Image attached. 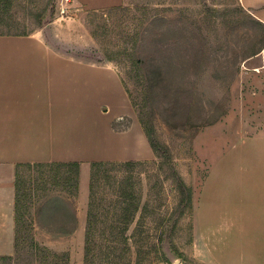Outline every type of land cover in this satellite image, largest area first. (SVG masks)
<instances>
[{
	"label": "rangeland",
	"instance_id": "1",
	"mask_svg": "<svg viewBox=\"0 0 264 264\" xmlns=\"http://www.w3.org/2000/svg\"><path fill=\"white\" fill-rule=\"evenodd\" d=\"M13 1L20 29L40 30L60 49L111 65L140 124L169 150L166 171L157 170L155 156L140 160L143 164L133 170L140 205L149 202L151 214L143 227L150 228V240L157 241L161 230L154 227L164 223L161 250L167 261L151 264H241L234 257L232 262V255L243 250L232 243L234 228L228 219L236 208V218L242 220L243 201L257 194L248 177L264 171V67H259L264 52L258 53L264 38L252 13L238 0H124L121 10L100 9L104 20L90 19L88 12L95 10L64 0ZM22 9L44 12L42 26H35ZM90 20L92 29L103 23L95 28L97 39L89 33ZM128 123L122 119L119 128ZM118 169L110 173L121 176ZM60 171L62 176L69 173ZM172 171L191 190L190 207L181 217ZM29 174L20 169L25 182ZM89 175L90 163L79 164L76 193L62 180L43 188L33 184L23 219L27 239L17 251L13 241L12 253L6 254L14 258L10 264H38L27 261L31 238L50 251L67 252L69 264H83ZM170 231L180 257L165 237Z\"/></svg>",
	"mask_w": 264,
	"mask_h": 264
},
{
	"label": "crops",
	"instance_id": "2",
	"mask_svg": "<svg viewBox=\"0 0 264 264\" xmlns=\"http://www.w3.org/2000/svg\"><path fill=\"white\" fill-rule=\"evenodd\" d=\"M123 2L64 0L95 11ZM238 2L264 25V0ZM124 118L129 123L119 128ZM154 156L111 65L60 49L40 30L25 35L0 34V255L13 250L16 165L140 161ZM260 160L264 165V158ZM262 172L248 177L257 194L243 201L242 220H237L236 208L229 216L234 228L230 240L243 250L238 255L232 251V262L235 258L241 264H264Z\"/></svg>",
	"mask_w": 264,
	"mask_h": 264
},
{
	"label": "trees",
	"instance_id": "3",
	"mask_svg": "<svg viewBox=\"0 0 264 264\" xmlns=\"http://www.w3.org/2000/svg\"><path fill=\"white\" fill-rule=\"evenodd\" d=\"M14 5L15 2L13 0H0V29H6V25L10 27V31L0 30V34L25 35L31 32L26 27L20 29V23L16 22L13 18L12 10ZM114 8L121 10L123 6ZM21 12L24 16H29L31 20H34L35 26H42L44 12L31 13L24 9ZM105 14V10L88 12V15L91 17L90 19L100 17L105 20ZM93 23L94 20H90L87 27L92 37L97 39L95 28L101 27L103 23L96 22L95 28L92 29L89 27V24ZM257 23L262 26L264 38V25L259 21ZM11 27L15 31H12ZM106 59L112 60L107 55ZM142 128L158 161L153 164L158 165V171H166L163 168V162H165V165L171 162L169 150L165 146L160 145L152 137L153 132L151 129H147L143 125ZM142 164L141 161L135 160L121 162L92 161L90 163L89 200L84 233L83 264H151L154 261H167L166 256L161 250V243L164 241L161 228L164 223L162 222L154 227V229L161 230L158 238H156L157 241L150 240V228L143 227L145 218L151 214L148 209L149 202L140 205L139 189L135 187L138 183V176L133 175L135 167ZM170 167H172V164ZM21 168L27 170L28 174L32 171L37 176L29 174V179L25 182L20 176ZM60 168H65L69 173L62 176L63 173L60 171ZM115 168H120L118 170H120L121 176L110 173ZM78 171V162L23 163L16 165L14 203V249L16 251L20 248L22 242H25L27 239L25 238V233L28 229L24 230L23 219L26 214L25 202L29 199L33 184L43 188L47 184H55L59 180H62L64 187L74 188L76 193L78 189ZM172 175L176 183L175 189L177 188L178 190L181 202V210L179 211V217H181L185 212V207H190L192 199L191 190L176 171H172ZM25 183L28 185L24 189L23 185ZM105 199H107L106 203L103 202ZM135 216H138L135 227L130 234H127ZM162 219L165 220L164 217ZM176 226L177 221H175L170 230L174 231ZM171 231L169 239L167 234L165 237L167 242L172 245L174 251H176ZM26 247L28 251L27 261L33 262L36 260L38 264H69L67 252L50 251L32 238L28 240ZM176 255L180 257L181 253L177 252ZM13 260L14 258L11 255H0V262L10 264ZM182 264H186L185 261Z\"/></svg>",
	"mask_w": 264,
	"mask_h": 264
}]
</instances>
